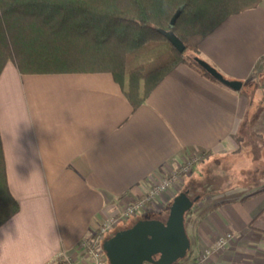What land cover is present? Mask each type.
Listing matches in <instances>:
<instances>
[{
  "label": "crops",
  "instance_id": "obj_1",
  "mask_svg": "<svg viewBox=\"0 0 264 264\" xmlns=\"http://www.w3.org/2000/svg\"><path fill=\"white\" fill-rule=\"evenodd\" d=\"M199 56L241 89L179 64L134 109L109 72L22 74L6 65L0 131L20 211L0 227V264H81L80 243L104 219L191 158L219 164L236 150L250 106L244 87L264 67V0L223 21ZM229 188L221 196H243L207 197L187 216L192 258L233 233L209 264H264V192L243 200L260 188Z\"/></svg>",
  "mask_w": 264,
  "mask_h": 264
},
{
  "label": "trees",
  "instance_id": "obj_2",
  "mask_svg": "<svg viewBox=\"0 0 264 264\" xmlns=\"http://www.w3.org/2000/svg\"><path fill=\"white\" fill-rule=\"evenodd\" d=\"M262 1L0 0V76L9 62L22 74L109 72L137 109L179 64L221 83L199 64V45L228 17L256 8ZM170 32L183 42L184 52L168 40L166 33ZM244 140L238 133L236 150L221 158L241 153ZM222 165L217 163L220 172ZM195 166L201 174L200 164ZM198 185L190 179L177 195L187 192L197 204L204 200L192 197ZM258 188L242 199L264 192V185ZM19 211L20 202L9 187L0 131V227ZM191 212L192 208L186 212L185 221ZM168 215L157 219L165 222ZM131 219L109 232L105 240L152 218L138 215Z\"/></svg>",
  "mask_w": 264,
  "mask_h": 264
},
{
  "label": "water",
  "instance_id": "obj_3",
  "mask_svg": "<svg viewBox=\"0 0 264 264\" xmlns=\"http://www.w3.org/2000/svg\"><path fill=\"white\" fill-rule=\"evenodd\" d=\"M166 36L180 52H184L185 45L173 32L166 33ZM198 62L222 84L234 90L241 89V81L225 77L203 59ZM194 202L187 192H181L174 197L165 222L157 218L145 219L107 238L104 249L109 264H175L187 257L191 240L185 214Z\"/></svg>",
  "mask_w": 264,
  "mask_h": 264
},
{
  "label": "rangeland",
  "instance_id": "obj_4",
  "mask_svg": "<svg viewBox=\"0 0 264 264\" xmlns=\"http://www.w3.org/2000/svg\"><path fill=\"white\" fill-rule=\"evenodd\" d=\"M261 69L260 73H258L252 81L244 87V92L246 93V98L244 99L246 102L250 103V106L246 112L247 114L242 128V133L245 136V140L242 142V152L238 155H232L230 157L223 158L222 161H219L223 164L222 167L224 169L223 171L221 170L222 172H220L217 168V163L203 165L202 162H204L203 159L205 157L197 158V160L194 161V164H200L202 173L200 174V172L196 170L195 165H190L188 171L189 174L188 172L181 174L185 178V181L181 186L180 191L185 187L188 180L194 179L195 182L197 181L199 184V189L193 191L192 197L200 196L206 199L207 197L218 196V200H222L234 199L243 196V194H241V190L221 196L222 192H226L228 190V186L225 184L229 185V189H231L232 186H244L247 188L252 187L253 189L264 185V67L262 66ZM191 159L194 160L196 158ZM170 192L174 194L176 191L175 189H171ZM172 200L168 202V206L164 209L161 208L159 210H151L143 214L139 213L138 215L146 218H158L163 215L166 216L169 212L168 208H170L169 206L171 205ZM81 251L83 255H85L82 249ZM192 256V252L189 251L187 257L179 260L175 264H182L185 260ZM84 259L86 261V258ZM84 262L81 264H84Z\"/></svg>",
  "mask_w": 264,
  "mask_h": 264
},
{
  "label": "built area",
  "instance_id": "obj_5",
  "mask_svg": "<svg viewBox=\"0 0 264 264\" xmlns=\"http://www.w3.org/2000/svg\"><path fill=\"white\" fill-rule=\"evenodd\" d=\"M194 161L195 159L188 160L180 169L166 174L161 180L152 184L146 198H140L128 203L114 216L104 219L95 234L82 240L80 243V249L83 250L84 257L86 258L84 264H109L108 256L104 249L105 236L117 228L123 220L136 217L147 208L151 207L159 210L164 207L168 202L165 194H171V189H175L176 192L180 191L185 181V178L181 174L188 172L190 165ZM234 239L235 235L233 233L221 235L210 248L205 249L197 258L190 257L183 264H209L213 254L228 246Z\"/></svg>",
  "mask_w": 264,
  "mask_h": 264
}]
</instances>
